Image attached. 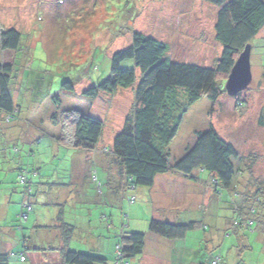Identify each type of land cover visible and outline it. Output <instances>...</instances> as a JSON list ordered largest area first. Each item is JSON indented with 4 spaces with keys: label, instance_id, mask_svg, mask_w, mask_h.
<instances>
[{
    "label": "rangeland",
    "instance_id": "rangeland-1",
    "mask_svg": "<svg viewBox=\"0 0 264 264\" xmlns=\"http://www.w3.org/2000/svg\"><path fill=\"white\" fill-rule=\"evenodd\" d=\"M216 12L202 0H0V34H21L20 51L0 49V64L15 62V119L0 123V251L8 244L10 264H29L20 256L24 245L58 247L60 219L76 227L68 250L100 257L103 264H116L115 246L125 233L145 234L147 242L145 252L126 264H209L213 258L220 264H264V239L255 226L231 227L242 197L224 189L215 193L205 172L198 173L207 180L199 184L175 173L158 175V194L151 187L119 189L110 151L133 107L138 70L127 89L82 96L108 76L111 56L131 45L133 33L166 44L171 61L213 67L221 52ZM249 45L250 85L235 97L223 88L215 103L201 98L189 107L170 145L171 162L210 126L251 167L253 178L264 179V25ZM67 111L102 122L92 151L61 141L69 129L62 123ZM151 220L196 221L198 227L180 240L163 238L159 248L149 240ZM83 234L88 243L80 239ZM172 246L183 252L169 256Z\"/></svg>",
    "mask_w": 264,
    "mask_h": 264
},
{
    "label": "trees",
    "instance_id": "trees-1",
    "mask_svg": "<svg viewBox=\"0 0 264 264\" xmlns=\"http://www.w3.org/2000/svg\"><path fill=\"white\" fill-rule=\"evenodd\" d=\"M217 9L214 24L215 40L221 52L213 67L174 62L166 57V44L140 33L132 34V42L126 49L115 52L110 58L108 76L98 85L82 93L95 99L100 93H111L118 88L127 89L136 82L134 103L119 133L114 137L110 153L119 169V189L132 191L137 187H152L155 177L175 173L187 179L197 180L195 173L205 172L215 193L218 189L230 190L240 204L233 211L238 228L255 230L264 239V179L253 178L252 169L243 163L235 148L226 143L212 127L196 134L193 145L186 147L176 161H170V145L176 137L183 115L201 98L215 103L225 94L223 84L238 55L258 34L264 25V0H202ZM21 34L7 29L0 34L2 51H20ZM129 62V67H122ZM15 62L0 64V123L15 119L16 106L10 88ZM63 89L72 91L71 83ZM241 96H239L240 98ZM238 103H243L237 100ZM64 112V111H63ZM72 115V118L71 115ZM55 120L56 115H52ZM62 123L68 131L61 137L68 147L92 151L102 135V122L85 115L67 111ZM264 126V116L260 119ZM244 183L243 186L240 184ZM242 188V191L239 190ZM244 187V188H243ZM251 188L253 189L251 191ZM240 191V192H239ZM131 201V200H130ZM134 199L132 200V202ZM236 204V203H235ZM29 207V206H28ZM26 218V214H23ZM23 217V218H24ZM61 228L58 247L23 246L20 255L29 264H103L104 259L68 250V244L76 228L59 220ZM198 223L174 224L151 220L150 234L166 240L183 239ZM146 235L125 233L115 247L118 260L134 259L143 254ZM9 255L0 253V264H10Z\"/></svg>",
    "mask_w": 264,
    "mask_h": 264
},
{
    "label": "water",
    "instance_id": "water-1",
    "mask_svg": "<svg viewBox=\"0 0 264 264\" xmlns=\"http://www.w3.org/2000/svg\"><path fill=\"white\" fill-rule=\"evenodd\" d=\"M250 51V45H246L230 70L224 86L230 97H235L246 90L252 81Z\"/></svg>",
    "mask_w": 264,
    "mask_h": 264
},
{
    "label": "crops",
    "instance_id": "crops-1",
    "mask_svg": "<svg viewBox=\"0 0 264 264\" xmlns=\"http://www.w3.org/2000/svg\"><path fill=\"white\" fill-rule=\"evenodd\" d=\"M197 176V180H191V179H187V178H185V177H183V176H180V177H182L183 179H185V180H189V181H192V182H194V183H197V184H199V182H202V183H205L206 181L205 180H200V177H199V174H196ZM208 177V176H207ZM156 178H155V180H154V184H153V186L150 188L151 189V191H152V193H154V194H158V193H160L159 192V190H153L154 189V187H155V183H156ZM195 181H197V182H195ZM162 183V182H161ZM160 196V194L159 195H157V197H159ZM170 213V212H169ZM175 215H176V218L178 217V216H180L181 214H178V212H176L175 213ZM67 222V224H69V225H71V226H73L74 228H76L70 221H66ZM193 222V221H192ZM109 227H112V225L110 226V225H106V229H108ZM38 229V228H37ZM59 236V235H58ZM82 241H84V242H86V243H88L87 241H86V236H85V234H83V235H81V238H80ZM93 239V238H92ZM163 238H161V237H159V236H153V235H150L149 234V240L151 241V240H154V242H155V245L156 246H159V248L162 246V244L164 243L163 242V240H162ZM148 240V239H147ZM167 241H170V240H167ZM172 241V240H171ZM146 243L147 242H145V247H146ZM169 243V242H168ZM8 245V244H7ZM7 245H5L4 244V247H5V249L3 250V251H0V253H4V254H8L9 255V252H7V250H8V246ZM34 247V246H33ZM145 247H144V250H145ZM169 250V256H171V254H174V253H176V252H181L182 250H181V248H177L176 246H172L171 248H168ZM0 250H2V246H0ZM91 252H94V250L92 249V251ZM145 251H143V253H144ZM183 252V251H182ZM172 257V256H171ZM23 259V258H22ZM9 260H10V258H9ZM211 260V259H210ZM105 261V260H104ZM10 262V261H9ZM107 263H108V261H107ZM166 264H167V262H166ZM169 264H174L173 263V260H172V262H169Z\"/></svg>",
    "mask_w": 264,
    "mask_h": 264
},
{
    "label": "built area",
    "instance_id": "built-area-1",
    "mask_svg": "<svg viewBox=\"0 0 264 264\" xmlns=\"http://www.w3.org/2000/svg\"><path fill=\"white\" fill-rule=\"evenodd\" d=\"M132 200L133 199H131V201H130L131 203H132ZM115 252H116V257H119L120 255H119V252L117 251L116 248H115ZM119 263L120 262L116 261V264H119ZM209 264H220V261L218 258H213Z\"/></svg>",
    "mask_w": 264,
    "mask_h": 264
}]
</instances>
